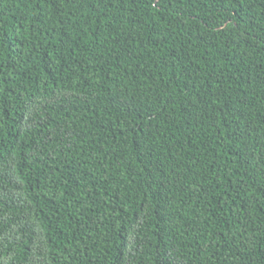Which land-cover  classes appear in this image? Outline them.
<instances>
[{
	"label": "trees",
	"instance_id": "1",
	"mask_svg": "<svg viewBox=\"0 0 264 264\" xmlns=\"http://www.w3.org/2000/svg\"><path fill=\"white\" fill-rule=\"evenodd\" d=\"M0 264H264V0H0Z\"/></svg>",
	"mask_w": 264,
	"mask_h": 264
}]
</instances>
